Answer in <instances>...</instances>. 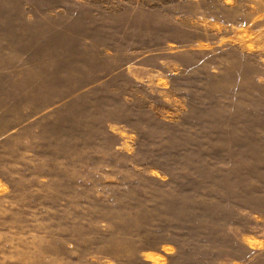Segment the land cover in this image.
I'll list each match as a JSON object with an SVG mask.
<instances>
[{"label": "rangeland", "instance_id": "rangeland-1", "mask_svg": "<svg viewBox=\"0 0 264 264\" xmlns=\"http://www.w3.org/2000/svg\"><path fill=\"white\" fill-rule=\"evenodd\" d=\"M0 264H264V0H0Z\"/></svg>", "mask_w": 264, "mask_h": 264}]
</instances>
